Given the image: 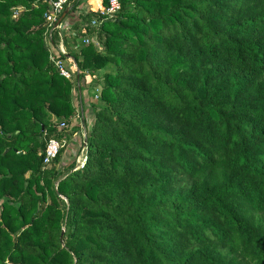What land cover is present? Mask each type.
Here are the masks:
<instances>
[{
    "label": "trees",
    "instance_id": "16d2710c",
    "mask_svg": "<svg viewBox=\"0 0 264 264\" xmlns=\"http://www.w3.org/2000/svg\"><path fill=\"white\" fill-rule=\"evenodd\" d=\"M80 1L63 54L48 1L0 0V264H264V0ZM82 72L100 105L86 87L75 169Z\"/></svg>",
    "mask_w": 264,
    "mask_h": 264
},
{
    "label": "built area",
    "instance_id": "2783aa9c",
    "mask_svg": "<svg viewBox=\"0 0 264 264\" xmlns=\"http://www.w3.org/2000/svg\"><path fill=\"white\" fill-rule=\"evenodd\" d=\"M42 1H48L49 3V9L44 13V20L45 25L49 29V36L50 33L54 30H58L60 28V18L65 10V8L71 6V3L73 0H42ZM120 10V1L119 0H107V4L103 10H101L100 15L105 18H110L114 16L118 11ZM100 23V20L98 18H95L91 20V25H97ZM83 43L87 44L89 43V40L87 38H83ZM63 54L65 53L63 49H59ZM68 59L69 57H66V59L63 60H56L55 66L57 70L59 71L60 75L63 76L65 79L71 80L72 75L76 73L73 71L72 67L68 65ZM73 61V59H71ZM78 73V70H77ZM78 76V74H76ZM64 126L63 123L60 124V127ZM86 140L84 138L83 141L80 142V152L78 154V158L76 160L75 169L81 168L85 161V149H86ZM61 147V144L56 139H49L47 141V144L45 146L44 150V159L43 163L45 166H49L51 162L55 159V157L58 154V151Z\"/></svg>",
    "mask_w": 264,
    "mask_h": 264
},
{
    "label": "rangeland",
    "instance_id": "374dc122",
    "mask_svg": "<svg viewBox=\"0 0 264 264\" xmlns=\"http://www.w3.org/2000/svg\"><path fill=\"white\" fill-rule=\"evenodd\" d=\"M100 4H101V2H102V0H97ZM93 8L95 9V7L93 6ZM99 8V6L98 7H96V9L95 10H97ZM18 10H20V8H14L13 9V12L15 13V14H17V11ZM90 10H93L92 9V6H91V8L90 9H86L85 11H84V13L85 12H88V11H90ZM94 11V10H93ZM73 29L71 28V26L69 27V28H59L58 30H56V33L54 34V35H56L55 36V41H56V43H57V45H58V48L59 49H63L64 50V54H67L68 52H69V50L71 49V48H69L68 49V47L66 46V44H65V42L66 41H68V40H70L71 39V35L73 34ZM84 38H87L88 40H89V43H93L97 48H99L100 47V45H99V43L97 42V40H96V34H93L92 36H86V37H84ZM89 43H87V44H89ZM75 52V51H74ZM67 57H69V59H68V65L69 66H71L72 67V69H73V71H75L76 73H74L73 75H72V79H71V81H72V83H76V80H77V76H76V74H77V66H76V64H75V62H74V60L72 61L71 59V57L70 56H68V55H66ZM50 58H51V56H50ZM82 75V79H83V81H84V84H85V86L86 87H88V91H89V103H92V102H94V103H96V104H98V105H100L99 104V101H98V99H96V97L95 96H98L99 95V93H100V89H101V85H100V76L98 75L97 77H95L94 78V74L93 73H88V72H82L81 73ZM98 74H100V73H98ZM76 92V91H75ZM75 92H74V97L76 96L75 95ZM92 98H91V97ZM77 97V96H76ZM91 107H90V104H89V106H88V110H89V114L88 115H86V117H88L87 119V126H89L91 123H92V121H93V119H94V116H93V114H92V112H91V109H90ZM81 140H82V138L80 137L79 139L77 138V141L75 142V146H76V150L74 151V157H75V159L77 160V158H78V154H79V152H80V142H81ZM62 143L63 142H61L60 141V144L62 145ZM55 163L54 162H52L49 166H48V168H50V167H52L53 165H54Z\"/></svg>",
    "mask_w": 264,
    "mask_h": 264
},
{
    "label": "crops",
    "instance_id": "0c3cea01",
    "mask_svg": "<svg viewBox=\"0 0 264 264\" xmlns=\"http://www.w3.org/2000/svg\"><path fill=\"white\" fill-rule=\"evenodd\" d=\"M99 5H100V3L97 0H81L79 2V4L76 6V8H77V10L79 9L78 11L84 12L86 9H90L91 6H92V9L95 10L96 7H98ZM93 6L95 7V9L93 8ZM70 7L71 6L65 8L64 11H66V13H67L70 10ZM64 16H61V18H60V20H62V22L60 23V28H63V27L69 28L71 26V24L69 23L70 21L68 18H66ZM94 78H95V76H94ZM79 85H80V87H77L75 95L78 96L80 94L81 97L84 98V100H83V104L82 103L77 104L78 113L76 114L75 118L72 120L71 125H70V129L74 125H75V129L70 130L71 138L67 142L66 152L64 153L65 157L62 158V161L65 162L64 164H66V165L69 164V162H71L72 159L75 158L74 157V151L76 150V146L79 144L78 143L75 146V142L77 141V138L79 139L81 137L82 138L81 141H83L85 136H86V126H87L86 121L88 120L87 119L88 117H86V115L89 114V110H88L89 104H87L88 101L85 100L87 98V95L85 94L86 86L84 84L82 77H81V80L79 82ZM81 97H79V99H80L79 102L82 99ZM83 116L86 117V121L84 120ZM89 126H87V127H89ZM63 142H65V141H63Z\"/></svg>",
    "mask_w": 264,
    "mask_h": 264
},
{
    "label": "water",
    "instance_id": "95a60500",
    "mask_svg": "<svg viewBox=\"0 0 264 264\" xmlns=\"http://www.w3.org/2000/svg\"><path fill=\"white\" fill-rule=\"evenodd\" d=\"M66 14V11L63 12L62 16H64ZM63 233V232H62Z\"/></svg>",
    "mask_w": 264,
    "mask_h": 264
}]
</instances>
